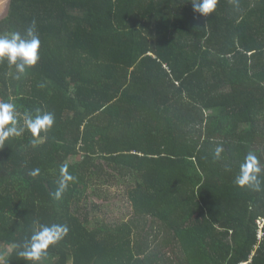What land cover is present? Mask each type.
Wrapping results in <instances>:
<instances>
[{
  "label": "trees",
  "instance_id": "trees-1",
  "mask_svg": "<svg viewBox=\"0 0 264 264\" xmlns=\"http://www.w3.org/2000/svg\"><path fill=\"white\" fill-rule=\"evenodd\" d=\"M237 3L204 17L191 0L5 1L0 35L35 21L41 47L18 80L0 62V103L18 126L37 110L54 125L0 144L1 264H264V0ZM249 152L260 191L235 183ZM112 181L131 217L95 226L82 196ZM52 224L69 232L46 256L18 255Z\"/></svg>",
  "mask_w": 264,
  "mask_h": 264
},
{
  "label": "clouds",
  "instance_id": "clouds-1",
  "mask_svg": "<svg viewBox=\"0 0 264 264\" xmlns=\"http://www.w3.org/2000/svg\"><path fill=\"white\" fill-rule=\"evenodd\" d=\"M193 10L200 15L207 17L216 10L218 0H191ZM236 3L237 0H230ZM41 41L37 32L36 22L33 21L28 26L23 35L18 31L5 33L0 35V62L15 66L17 75L16 79L26 72L29 67L35 66L39 59V51ZM43 86V85H41ZM19 117L16 107L11 102L0 103V144H3L10 137L21 136L25 131V126L31 132L34 138H39L40 133L47 132L54 125V114L43 113L37 110L33 117L31 114H25L24 125L18 126ZM38 139H34L33 143H38ZM222 146H217L215 149V158L220 159L223 152ZM261 172L262 168L257 156L249 152L245 157L244 162L240 165L239 174L235 178V183L240 187L247 186L254 191L261 190ZM35 177L39 174V169L29 173ZM75 178L69 174L67 165L60 169V178L58 180V188L53 193L55 199L59 200L62 194L68 188L69 182ZM69 232L66 225L52 224L40 225L38 231H35L30 239H27L21 246L22 250L18 255L26 260L39 262L42 257L47 255L49 246L61 241Z\"/></svg>",
  "mask_w": 264,
  "mask_h": 264
},
{
  "label": "rangeland",
  "instance_id": "rangeland-1",
  "mask_svg": "<svg viewBox=\"0 0 264 264\" xmlns=\"http://www.w3.org/2000/svg\"><path fill=\"white\" fill-rule=\"evenodd\" d=\"M95 187L90 188L87 194L82 196L80 202V204L87 205L88 214L94 225L97 223L99 225H116L131 217L132 207L128 203V194L126 193L128 185L112 181L110 184H96ZM10 250L9 246L3 245L0 248L1 259L7 257Z\"/></svg>",
  "mask_w": 264,
  "mask_h": 264
},
{
  "label": "crops",
  "instance_id": "crops-1",
  "mask_svg": "<svg viewBox=\"0 0 264 264\" xmlns=\"http://www.w3.org/2000/svg\"><path fill=\"white\" fill-rule=\"evenodd\" d=\"M6 1V0H5ZM5 1H4V3H5ZM4 3H0V9H2V5L4 4ZM2 247V246H1ZM0 247V248H1ZM3 260H4V258L3 259H1V256H0V264L3 262Z\"/></svg>",
  "mask_w": 264,
  "mask_h": 264
},
{
  "label": "built area",
  "instance_id": "built-area-1",
  "mask_svg": "<svg viewBox=\"0 0 264 264\" xmlns=\"http://www.w3.org/2000/svg\"><path fill=\"white\" fill-rule=\"evenodd\" d=\"M260 225H261V224H260ZM259 234H260V236L262 235L261 232H260Z\"/></svg>",
  "mask_w": 264,
  "mask_h": 264
}]
</instances>
